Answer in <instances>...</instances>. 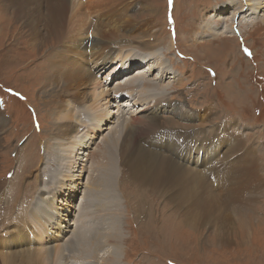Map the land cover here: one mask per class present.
Segmentation results:
<instances>
[{
	"label": "rangeland",
	"instance_id": "1",
	"mask_svg": "<svg viewBox=\"0 0 264 264\" xmlns=\"http://www.w3.org/2000/svg\"><path fill=\"white\" fill-rule=\"evenodd\" d=\"M128 1L131 2L129 15L132 16V19L142 25L151 22V28L157 36L155 44L158 45V49L156 48V51L161 57L160 60L164 62L161 70L172 69L170 71L174 73L169 74L173 77L168 75V78H159L162 73L153 71L154 75L151 78L143 70V73L150 79L155 78V80L160 81V84L156 83L157 88L155 85V88L149 87L146 90L150 94L149 100L153 99L150 111L159 106L157 102L156 107L154 106V100H157V97L163 98L162 101L165 102L163 103L165 110L162 106L157 109L159 122L162 125L157 129L164 131L173 129L178 132L205 127L203 130H207V134L210 136L212 128L220 126L222 130L227 129L233 132L236 139H239L240 136L244 141L243 157H254V160L257 161L260 167L259 176L264 183V23L258 17V13L248 11L245 14L248 15L246 18L251 16L252 19H248L249 22L253 20V23L244 24L242 34L239 32L238 35H235L231 32L232 35H235L234 37L225 34L219 37L218 35L215 37L202 35L203 38L201 39L197 37V33L202 31L204 23L209 18L208 15L210 17L214 15L213 5L224 3L226 0ZM11 2L12 0H0V111L7 120L5 124H0V250L4 249V251L12 253L16 250L22 252L31 245L24 242L20 243L23 240L17 239L15 236V230H19L21 236L24 235L15 223L17 214L23 208L28 207L27 210L42 218L33 210L31 203H34L43 194L53 198L57 194L59 181L57 183L56 181L52 182L51 176L55 177L58 169L51 161L45 166L46 159L44 156L47 152H54L51 149H54V146L58 147L56 140L59 138L53 137V132L56 130H54L55 125L52 118L56 116L57 103L50 95L55 93L56 88L48 84L47 81L51 73L50 57L56 54L54 49L57 38H51V42L45 40L43 43L39 40L37 44H32L34 41L28 35L26 27L14 17L16 10ZM215 23L220 28L224 20L216 18ZM64 31L66 29L61 30L59 38L65 37ZM209 33L212 31L210 30ZM210 37L211 39H209ZM148 39L149 34L120 31L113 38L112 43L115 47L114 51L118 48H124V51L133 49L139 55L147 56L150 50L143 47V44ZM168 48L171 51L166 50ZM150 67L154 70L158 66H156L155 61H150ZM113 69L114 65L111 64L105 69L102 68L99 73L101 79L104 80ZM117 78L111 84V88L123 80L121 76H117ZM109 87L110 85L107 88ZM50 88L51 91L47 94L46 92ZM140 94L142 93L138 90H136V94H121L122 99L123 96H130V98L124 97L125 102L131 101L127 104L128 107L118 103L123 110L120 113V120L125 122L129 128L131 127L130 121L128 118L125 120L126 117L123 116V113L125 116L138 113L141 108L149 103V100L143 99L147 95L143 93L141 97ZM111 95L114 93L112 92ZM109 99L111 97L106 101ZM137 99L146 101V105H133ZM116 102L111 100L103 108L105 110L106 108L113 109L118 105ZM166 102L182 103L195 113L210 111L209 117L204 120L197 116L192 118L180 117L175 113L179 109L172 105V107L166 106ZM75 107L81 108L80 112L85 114L81 118L85 117L86 122H81L82 127L76 130L81 136L83 134L86 136V152L89 155L85 154V156H88L89 160L83 161L84 158H88L85 156L79 160L80 165L76 168L75 173H82L81 167L84 166L83 169L86 172L83 171V176L73 183L78 186L77 189H71L72 196L69 193L64 194L65 200L52 203L50 209L53 210V215L62 212L59 216L54 217L59 224L69 222L71 226L75 227L74 223L80 222V216L86 218L88 224L92 219L96 220L97 224L92 222L89 227H91L90 234L95 235L96 233V236L98 235L99 243L95 242L92 247L89 244L87 250H83L85 241L74 237L73 243L79 245L81 242L77 248L71 245L76 256L69 257L67 260L64 259L60 264H264V187L256 193V189L253 190L250 185L245 190L243 198L236 199L235 202H244L245 205L244 203L243 205L247 209L239 208L238 211L236 210L240 217L232 222V226H234L230 234L231 239H229V243L221 245L213 239H217L216 234L218 233L216 232L221 230L218 223L222 225L225 223L219 220L223 219V216L228 217L229 212L225 211L226 214H219L220 210L217 209L214 212L216 217L211 213V215L206 213L209 214L207 219H196V221L201 220L199 225L189 227L185 221V213H187L188 208H193L194 197L190 195L183 197V192H180L179 187L168 186L167 184L159 186L149 180L138 179L128 169L125 157L121 154L124 153L125 144L121 148L122 141H119L118 144L113 142L105 145L103 143V136L110 134L120 124L116 114L112 115L116 118L106 129L100 132V125L95 127L96 122L89 114L88 106L84 107L83 104L77 103ZM92 120L94 121V129L89 130L92 127ZM89 123L90 126L88 127L86 124ZM232 124L234 125L233 131L231 129ZM83 127L85 128L83 129ZM122 135L127 141V131ZM203 135L198 134L197 137L200 138ZM182 139L186 143L189 141L184 136ZM84 140L85 137L82 141ZM142 140L146 142H143L146 148L156 154L158 153L156 145L159 142V137H144ZM147 140L149 141L147 142ZM251 150L253 151L252 154H250ZM162 151L163 153L169 152L168 150H160V152ZM188 152L185 151L181 154L171 151L166 155H159L168 160L173 158L178 161L175 162L176 164L182 163L183 165L185 162L181 161V158L185 161L192 158V164L188 166L200 173L204 169L205 163L227 164L226 161H221L222 152L220 157L214 158L215 161L208 160L209 162L205 163L201 152ZM240 152L241 150H239ZM108 156L115 162L108 161ZM238 156L241 155L238 154ZM196 157H200L202 160L197 165H195ZM236 161L237 159H235ZM100 165H104V169H100L102 172L99 170L101 182L97 172L99 167H96V172L94 171V166ZM45 168L50 170L44 171ZM111 171L114 175L111 176L110 173L109 177L108 172ZM48 173L50 174L48 175ZM66 173L68 174V172ZM94 180L103 184L104 190L88 189V183H92ZM180 180L182 182L183 178ZM106 182L109 184L107 185ZM212 183L213 189L218 191L217 180ZM97 192L104 193V197L99 199ZM192 192L194 190L187 191L186 194ZM82 193L87 195V199H84L86 197L82 196ZM58 194L60 193L58 192ZM252 194H255L253 199ZM94 196L102 204L103 210L101 211L99 208L98 212L95 211L96 209H94L95 213L88 212V210H92L93 205L95 206ZM122 196L126 201L121 202L119 200ZM245 200L248 201L245 202ZM66 204L71 207L68 211L67 220L65 219L68 210ZM89 205L91 206L89 207ZM72 206L75 208V212ZM197 206H200L202 210L206 208L203 203ZM219 206L220 204L217 205V207ZM231 206L232 204L226 206V209ZM48 209V205H43V211ZM201 209L196 208L188 211V214ZM212 215L215 217L213 221L210 217ZM125 219L126 225L124 224ZM207 220L210 221L208 224ZM32 227L35 231V246L33 248L39 250L40 246L45 248L53 246L51 248L54 249L61 244L63 249L65 248L66 242H63L61 237L56 238L53 234V238L49 242L50 238L43 235L44 240H41L42 229L33 222ZM27 228L25 226V229ZM59 228L60 225H57L54 232ZM74 231L77 232L78 228H75ZM119 232L121 238L117 242L120 245H107L102 242L105 240L102 238L105 234L109 236L108 233H113L115 236V233L118 234ZM73 233V231H66L64 237L69 240ZM1 239L7 240L5 246L1 243ZM46 239V246H43ZM85 257H91V259L86 260ZM41 260V258L38 259L39 264ZM16 263L13 260L9 262V264ZM0 264H4L1 255Z\"/></svg>",
	"mask_w": 264,
	"mask_h": 264
},
{
	"label": "bare ground",
	"instance_id": "2",
	"mask_svg": "<svg viewBox=\"0 0 264 264\" xmlns=\"http://www.w3.org/2000/svg\"><path fill=\"white\" fill-rule=\"evenodd\" d=\"M11 3L14 5L16 10L14 15L15 19L21 22V25L26 27L28 35L31 37L32 41H34L32 44H37V41L39 40L43 43L45 40H47L46 42H51V38H57V43L54 49L56 54H53L50 57L51 73L49 74V79L47 81L48 84L56 88L55 93L57 95L55 93L50 95L57 103L56 116L52 118L55 125L54 130H56V132H53V137L59 139L56 140L58 147L54 146V149H51L54 150V152H47L44 156L46 159L44 164L47 166L50 161L54 163L56 169L58 170L55 177H53V175L51 176V181H56V183L59 181V185H57V194L55 195V198L48 197L43 194L42 197L39 196L40 198H37L38 200L31 203L33 204V210L36 211L37 214H40L42 218L27 210L28 207L23 208L17 214V221L15 223L20 227L21 232L24 235L21 236L20 231L15 230V236L17 239L21 238L23 240L20 241V243L24 242L31 245L22 252L16 250L11 253L4 251V249L0 250V255L3 256L4 259V264H9L12 260L17 262L16 264H39V258L42 259L40 264H60V262H63L64 259L67 260L69 257L73 258L76 256V253L73 252L72 246L77 248L81 242L79 245L73 243L74 237L85 241V244H83V250H87V246H89V244H91L92 247L95 242L99 243V237H97L98 235L96 236V233L95 235L90 234L91 227H88L89 224L86 218L78 216L80 222L74 223L75 227L71 226L69 222L67 224H59L54 217L59 216L62 212L60 211L58 215H53V210L50 209L52 203H58L65 200L64 194L69 193L72 196L70 193L72 191L71 189H77L78 186L73 183L83 176V171L84 173L86 172V170L83 169L85 168L84 166L81 167L82 173H75L77 170L76 168L80 165V158L85 156V154L89 155V153L86 152V139L82 141L84 137L78 134L76 130L82 127V123L86 122L85 117L81 118V116L85 115L80 112L81 108L75 107V104L77 103L83 104L84 107L88 106L87 110H89V114L92 115V118H94V121L96 122L95 127L100 125V132H102L103 129H106L114 118H118L120 124L117 125L110 134L103 136V143H105V145L113 142L118 144L119 141H122L120 146L121 148L123 144H125L124 153L121 154L125 157V162L129 167L128 169L133 172L134 176L138 179L149 180L151 183L159 186L167 184L168 186L179 187L180 192H183V197H186L187 195L194 197V201H192L194 205L193 208H188L187 213H185V221L189 227H194V225L200 223L201 220L196 221V219H207V216H209L210 213L216 217L217 215L214 212L217 209L220 210L219 214H226V212H229L228 217L230 216L231 218L223 216V219H221L217 217L218 219H221L219 220L220 222L222 221L225 223L223 225L218 223L220 227L219 229L221 230H217V239H213L217 240V242L221 245L229 243V239H231L230 234L234 226H232V222L236 221L235 219L240 217L239 213H236V210L238 211L239 208L244 210L247 209L244 206V202H235L236 199L242 197L245 190H247L250 185L253 190L256 189V193L264 187V183L259 176L260 167L258 166L257 161L254 160V157H243L242 153L245 146L241 137L239 136V139H236L233 132H230L227 129L222 130V127L220 126L213 127L210 136L207 134V130H203L205 127H201V129L198 130H181L179 132L173 129L171 131L168 129L166 131L157 129L162 126L159 122V112L157 109L162 106L165 110L163 104L165 102L162 101L163 98L157 97V100H154L155 105H153L156 107L158 104L159 106L154 108V110L151 109L152 111H150L153 99L149 100L150 94H148L146 90L149 87L157 88L156 83L160 84V81L155 80V78L150 79L149 77H153V71H160L159 73H162L159 78H168L169 74L174 73L170 71L172 69L161 70L164 62L160 60L161 57L158 56L159 53L157 54L156 51L158 45L155 44V40L157 36L151 28V22L149 21L147 24L142 25L132 19V16L129 15L131 2L128 0H12ZM213 6L214 7H212V9L214 10V15L211 17L208 15L209 18L204 23L202 31L197 33L198 38L202 39V35H207L208 37H215L218 35L219 37L220 35L225 34L230 37H234L235 35H238L239 32L242 34V27L245 26L244 24L249 22V19L251 18V16L248 17L249 19L246 18L248 15L246 16L245 14H247L248 11H256L259 15L258 17L261 19L262 23H264V0H226L224 3L214 4ZM216 18H222L224 20V23H222L220 28L217 27L215 23ZM228 18L231 20L230 23H228ZM251 22L249 23L251 24ZM65 29V37L59 38L61 30ZM210 30L212 33H209ZM120 31H132L149 34V39L143 44V47L150 50L148 55L144 56L142 54L144 56L143 57L142 55L136 53L133 49H127L124 51V48H118L114 51L115 47L112 43L113 38L116 37ZM231 32L235 35H232ZM209 39H211V37ZM152 40H154V42H152ZM166 50H169V48ZM136 56H139V59ZM137 61L139 62V65L143 63L146 64V66L139 69L138 65L135 64ZM150 61H155L156 66L158 67L152 70L150 67ZM110 64L114 65V69L109 72L104 80H102L99 73L102 68L105 69ZM129 66L136 68L129 69ZM143 70L144 73L149 74V77L143 73ZM126 71H128V73H125ZM121 73L124 74L121 75ZM117 76H121V79L123 80L116 84L114 88H111V84L118 79ZM169 77L173 76L169 75ZM108 85H110L109 88H107ZM52 86L50 87L53 88ZM51 88L48 92H46L47 94L50 93ZM136 90L142 94H146L147 97H144L146 96L144 95L143 99L149 100V103H147V106H144L146 105V101H140L137 99L133 105H143L144 107L141 108L138 113L130 114L129 116H125L123 113V116L126 117L125 120L128 118L130 121L131 127L129 128L125 122L120 120V113L121 111L123 112V110H121V106L119 107L118 103L127 106V104L131 101L121 103L122 100L124 101V98H121V94H136ZM112 92L114 95H111ZM142 94H140L141 97ZM65 97H67V99H65ZM109 97H111V99L106 101ZM111 100H113V102L118 100V102H116L118 105L113 109L106 108L105 110L103 106L107 105ZM171 105L175 106L174 108L179 109L177 111L175 110V113L180 117L185 116L187 118H192L197 116L202 120L209 117L210 111L205 113H195L182 103L173 104L166 102V106L172 107ZM74 110L77 111L75 112ZM114 114H116V117L112 116ZM94 121L92 120V127H90L89 130L94 129ZM6 122V117L0 111V124H5ZM86 125L89 127L90 123ZM233 126L234 125L232 124V131ZM84 128L85 127H83V129ZM124 129V133L127 131V141H125L124 135H122L124 134ZM198 134L204 135L199 138L197 137ZM183 136L185 139L189 140L187 143L182 139ZM144 137H159V142L156 145V148L158 149L157 154L144 146V143H146L142 140ZM148 141L149 140H147V142ZM100 145L102 146V144ZM105 145L103 144V146ZM160 150H168L170 152L176 151L181 154L185 151H199L201 152V155H203L204 163L208 160L215 161L216 157L221 156L222 152L223 158L221 161H226L227 164L220 165L217 162H211L208 164L205 163L203 166L204 169L200 173L199 171L194 170L193 167L188 166L189 164H192V158L188 161L181 158L180 160L184 161L185 164H176L175 162H178L177 160L170 157L171 161L166 157L159 155L168 154V152L163 153V151L160 152ZM239 150H241L240 153ZM252 153L253 151L251 150L250 154ZM238 154L241 156H238ZM235 159H237L236 162ZM84 160H89V157L84 158L83 161ZM108 161L115 162V160L109 158V156ZM201 161L200 157H196L195 165ZM96 167H99L98 171L96 170ZM100 169L103 170L104 165L94 166V171H97L98 174L100 173ZM46 170L48 171L50 169L45 168L44 171ZM66 172H68V174ZM108 173L109 177L110 173L111 176L114 175L113 171ZM49 174L50 173H48V175ZM93 175H95V173H93ZM99 175L100 179H97L101 182V174ZM181 178H183L182 182L180 180ZM216 180L219 187L218 191L213 189L212 182ZM98 182V180H94L92 183L89 182L87 188H95L101 191V189H103V184ZM106 184L108 185L109 183L106 182ZM42 190L44 189L42 188ZM193 190L194 192L186 194L187 191ZM40 192L41 190L39 191V194ZM58 192L60 194H58ZM96 194H98L97 197L99 199L104 197V193L97 192ZM83 195L84 193H82V196ZM84 197H86L84 199H87L86 194ZM251 197L253 199L255 194H252ZM93 198H95V196ZM247 201L245 200V202ZM94 202L95 206L93 205L92 210H88V212H98L99 208L102 211V204L96 198ZM202 203L206 207L203 210L200 206H197ZM218 204H220L219 207H217ZM231 204L232 206L229 208L227 207L228 209H226V206H230ZM43 205H48L49 209L47 211H43ZM90 206L91 205H89V207ZM66 207L68 210L66 211L65 219L69 216L68 211L71 208L68 207L67 204ZM196 208L201 210L188 214V211L190 212ZM94 209L96 210L94 211ZM234 213H236V216H234ZM212 216H210L211 221L215 218ZM32 222L37 227L42 229L43 234L40 236L41 240H44L43 235H47L50 238L49 242H51L53 234H55L56 238L61 237L63 242H66V245H64L65 248L63 249L62 244L59 247H54V249L51 248L53 246H47L46 248L40 246V248H38L40 252L39 250L33 248L35 246V231L32 229ZM206 222L208 224L210 221L207 220ZM57 225H60V228L54 232ZM25 226L28 228L25 229ZM75 228H78V231H81V233H78V231L75 232ZM82 229L84 230L82 231ZM66 231L74 232L73 235L70 236L69 240L64 237ZM119 234L120 232L118 234L115 233V236L113 233H108L109 236L105 234V236H102V238L105 239L102 242L107 245L118 246L120 244L117 241L121 238V234ZM6 241L7 240L1 239V243L3 245ZM46 243L47 239L43 243V246H46ZM41 250H43L42 253ZM40 254L41 256H39ZM62 256L63 258H61ZM97 256L98 255H96V257ZM84 259L90 260L91 257H85Z\"/></svg>",
	"mask_w": 264,
	"mask_h": 264
},
{
	"label": "clouds",
	"instance_id": "3",
	"mask_svg": "<svg viewBox=\"0 0 264 264\" xmlns=\"http://www.w3.org/2000/svg\"><path fill=\"white\" fill-rule=\"evenodd\" d=\"M119 200H120L121 202L126 201L125 198H124L123 196H122ZM106 210H107V209H106ZM106 210H105V211H106ZM92 222H94L95 224H97L96 220H93V221H91V222L89 223L88 227L90 226V224H91ZM124 224L126 225V219L124 220ZM98 225H99V224H98ZM78 233H81V231H78Z\"/></svg>",
	"mask_w": 264,
	"mask_h": 264
},
{
	"label": "snow or ice",
	"instance_id": "4",
	"mask_svg": "<svg viewBox=\"0 0 264 264\" xmlns=\"http://www.w3.org/2000/svg\"><path fill=\"white\" fill-rule=\"evenodd\" d=\"M247 51V50H246ZM249 55H251V53H249Z\"/></svg>",
	"mask_w": 264,
	"mask_h": 264
}]
</instances>
